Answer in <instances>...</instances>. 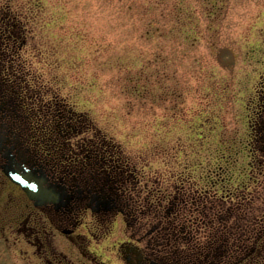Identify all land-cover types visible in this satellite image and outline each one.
<instances>
[{
    "label": "rangeland",
    "instance_id": "374dc122",
    "mask_svg": "<svg viewBox=\"0 0 264 264\" xmlns=\"http://www.w3.org/2000/svg\"><path fill=\"white\" fill-rule=\"evenodd\" d=\"M9 24L19 41L0 71L93 125L143 184L255 187L247 115L264 71V0H0ZM150 73L152 95L132 94L125 76ZM15 255L0 244V264Z\"/></svg>",
    "mask_w": 264,
    "mask_h": 264
},
{
    "label": "flooded vegetation",
    "instance_id": "af4514ba",
    "mask_svg": "<svg viewBox=\"0 0 264 264\" xmlns=\"http://www.w3.org/2000/svg\"><path fill=\"white\" fill-rule=\"evenodd\" d=\"M9 26L0 64L19 41ZM258 78L247 115L255 187L210 195L143 184L93 125L0 71V244L18 264H264V71Z\"/></svg>",
    "mask_w": 264,
    "mask_h": 264
},
{
    "label": "trees",
    "instance_id": "16d2710c",
    "mask_svg": "<svg viewBox=\"0 0 264 264\" xmlns=\"http://www.w3.org/2000/svg\"><path fill=\"white\" fill-rule=\"evenodd\" d=\"M139 6V4H138ZM155 6H159L160 5H155ZM155 6L151 7L149 6L148 9H146V3L144 4V7H140L142 10H144L145 12L153 9ZM165 10V9H164ZM139 14V13H138ZM171 13H169L168 15H170ZM161 16H164V17H167V14H160ZM151 73L149 76H144L142 74H136L134 75V77L132 78L131 76L129 75H126L125 76V80L127 82V85L128 87L131 89V93L132 94H139V91L140 89L142 88L143 89V92H142V98L143 97H146V96H151ZM142 80L144 82H142Z\"/></svg>",
    "mask_w": 264,
    "mask_h": 264
},
{
    "label": "water",
    "instance_id": "95a60500",
    "mask_svg": "<svg viewBox=\"0 0 264 264\" xmlns=\"http://www.w3.org/2000/svg\"><path fill=\"white\" fill-rule=\"evenodd\" d=\"M20 183H21V182H20ZM21 184L24 185V183H21ZM29 194H30V196H31L32 199H35V198H33V195L31 194V191H29Z\"/></svg>",
    "mask_w": 264,
    "mask_h": 264
}]
</instances>
